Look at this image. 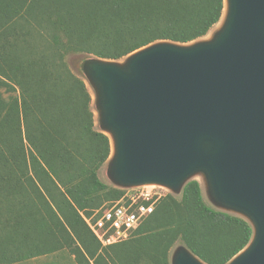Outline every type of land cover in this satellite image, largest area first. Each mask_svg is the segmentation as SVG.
Returning a JSON list of instances; mask_svg holds the SVG:
<instances>
[{
	"label": "trees",
	"instance_id": "trees-1",
	"mask_svg": "<svg viewBox=\"0 0 264 264\" xmlns=\"http://www.w3.org/2000/svg\"><path fill=\"white\" fill-rule=\"evenodd\" d=\"M223 9L224 0H0V264L66 246L78 264H169L177 240L206 264H226L249 244L252 226L207 206L195 179L118 243L102 246L80 215L124 190L98 178L110 143L66 55L118 59L158 40L188 43Z\"/></svg>",
	"mask_w": 264,
	"mask_h": 264
},
{
	"label": "water",
	"instance_id": "water-1",
	"mask_svg": "<svg viewBox=\"0 0 264 264\" xmlns=\"http://www.w3.org/2000/svg\"><path fill=\"white\" fill-rule=\"evenodd\" d=\"M227 1L213 41L154 44L124 67L90 57L84 72L114 135L115 180L175 189L204 171L214 198L254 224L229 264H264V0ZM173 264L205 263L184 248Z\"/></svg>",
	"mask_w": 264,
	"mask_h": 264
},
{
	"label": "rangeland",
	"instance_id": "rangeland-1",
	"mask_svg": "<svg viewBox=\"0 0 264 264\" xmlns=\"http://www.w3.org/2000/svg\"><path fill=\"white\" fill-rule=\"evenodd\" d=\"M227 13H228V1L224 0V9H223V13H222L220 20L207 32V34H205L204 36L197 38L191 42L177 43V42H173V41H169V40H158V41L152 42V43H150L144 47H141V48L133 51L132 53L127 54L126 56H123V57L118 58V59H103V58H99V59H101L102 61L115 63V64H118V65L124 67L127 63L128 58L133 53H136L137 51H140V50H142L146 47H149L151 45H154V44L170 43V44H174V45L181 46V47H189V46H192V45H195L198 43L213 41L217 37V35L221 32V30L223 29V27L226 23ZM41 33H42L41 35H44L45 31L41 30ZM32 40L34 41V44L36 45L35 47H38V48L42 47L43 40H42V37L40 35H34ZM90 57H96V56H94L93 54H86V53H82V52L69 53L66 55L65 61H66L67 66L69 67L70 71L84 82L86 89L88 91V94L90 95L91 99H90V103H89V109L93 115L94 129L96 131L104 133L108 137V140L110 143L109 156L107 157L105 162L97 170L98 178L100 179V181L102 183H104L107 186V189L125 190V189H128L130 187L129 186L127 187L125 185L118 183L115 180L113 173H112V161H113V157L115 154V139H114V135L112 134V132L107 129V127L104 125V122H103V117H102L103 110H102L101 105H100V87L96 82H94L93 80L88 78L84 72V62L86 59H88ZM0 91L2 92L3 89H0ZM192 179H195L198 181L203 202L207 206H209L213 209H216V210L224 211L226 213L238 216V217L246 220L252 226L253 234H254V224H253L252 220L245 213H243L242 211H239L237 209H233V208L227 207L225 205H222L221 203H219L214 198L212 191H211V188H210V184H209L207 174L202 170H198V171L192 173L191 175H189L181 183V185L175 189H171V188H168V187L162 186V185L159 186L158 184H141V185H137V187H144V186L153 187L154 186L156 190L160 191V193H162V196L156 202V204H155V206H156L158 204V202L167 194H170L176 200H179L181 197V194H182L183 186L185 185L186 182H188ZM99 200H101L100 205H105V204H108V203L115 201L113 199H106L104 196V193L100 194ZM184 248H186V247L181 243L180 240L175 241L168 251V263L173 264V259H174L175 254L180 249H184ZM239 253H241V252H239ZM90 262L93 263L92 260ZM230 262H231V260L226 264H229ZM15 264H78V263L76 262L74 255L71 252V249L66 246V247H63L61 249L52 251L48 254L33 257V258H30V259H27L24 261L17 262Z\"/></svg>",
	"mask_w": 264,
	"mask_h": 264
},
{
	"label": "built area",
	"instance_id": "built-area-1",
	"mask_svg": "<svg viewBox=\"0 0 264 264\" xmlns=\"http://www.w3.org/2000/svg\"><path fill=\"white\" fill-rule=\"evenodd\" d=\"M160 186V185H159ZM162 193L155 187L132 186L123 195L90 213L80 212L88 228L102 246L128 239L133 230L153 212Z\"/></svg>",
	"mask_w": 264,
	"mask_h": 264
},
{
	"label": "bare ground",
	"instance_id": "bare-ground-1",
	"mask_svg": "<svg viewBox=\"0 0 264 264\" xmlns=\"http://www.w3.org/2000/svg\"><path fill=\"white\" fill-rule=\"evenodd\" d=\"M225 12V11H224Z\"/></svg>",
	"mask_w": 264,
	"mask_h": 264
}]
</instances>
